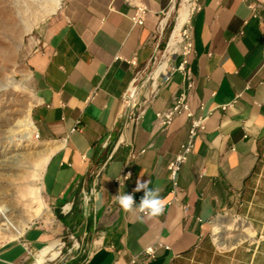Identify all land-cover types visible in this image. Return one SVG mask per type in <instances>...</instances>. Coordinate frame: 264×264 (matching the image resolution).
Wrapping results in <instances>:
<instances>
[{"label":"crops","instance_id":"0c3cea01","mask_svg":"<svg viewBox=\"0 0 264 264\" xmlns=\"http://www.w3.org/2000/svg\"><path fill=\"white\" fill-rule=\"evenodd\" d=\"M142 1L148 13L134 25L126 0H62L27 57L32 121L50 145L39 192L65 218L61 233L79 238L80 248L61 264H264L263 1L199 0L189 21L188 88L178 71L162 84L148 75L138 84L163 44L165 13L176 2ZM254 1L259 8L250 6ZM133 86V99L144 108L137 120L124 116ZM182 90L190 109L206 120L170 202L167 164L186 140L189 120L182 113L157 127L155 113ZM130 161L133 174L122 181ZM137 180L159 189L158 215L117 202L119 191L132 192L138 202ZM54 236L27 227L0 248V264H29L25 246L39 249ZM147 245H156L155 255L137 258Z\"/></svg>","mask_w":264,"mask_h":264},{"label":"rangeland","instance_id":"374dc122","mask_svg":"<svg viewBox=\"0 0 264 264\" xmlns=\"http://www.w3.org/2000/svg\"><path fill=\"white\" fill-rule=\"evenodd\" d=\"M12 1L0 0V11L3 10V6L11 5ZM261 1L264 4V0ZM183 2V0H176L172 8L165 13L166 18L162 31L163 44L157 49L155 58L150 66L145 69V73L141 74L143 76L137 79L139 85L145 79V75L151 77L157 75L159 71L156 68L162 61L170 58L166 45ZM53 3L54 0H47L46 6L42 7V9L46 10ZM61 3L62 0L60 5ZM55 8L57 9L58 7H54L53 10ZM51 15L52 12L39 20L30 30L24 31L18 37H15L13 35L14 28L22 29L24 21L22 22L21 16L16 14V20L13 23L7 22L2 12H0V205L6 204L10 208L13 207V204H16L14 208L18 206V209L23 210V214H21L22 212L19 209V216L17 215L16 220L22 224L24 229L29 226H39L55 234L48 242V244L52 243L53 246L49 249L46 260L41 264H61L69 255L67 249L72 246L73 242L76 244V239L79 242L78 236L72 238L69 231L64 234L61 233L63 225L51 204L44 197L41 187L39 193H41L43 202L52 211L53 219L55 220L32 215L37 208H40L42 203L36 200L33 192L36 186H40L42 170L50 145L39 137L36 128L30 137L22 135L23 126H21V123L23 122V116L28 113L32 120L31 110L35 97L34 89L31 85V72L27 64V57L29 52L33 50V41L36 40L39 28ZM185 25L186 22L182 24V29ZM172 37L174 40L169 47H175L174 51L176 52L179 48L178 40L180 39V34L176 32ZM26 74H28V77H25ZM137 88L133 86L130 90L132 96H134ZM25 148L30 151L24 152ZM6 159H9L7 164L3 163ZM6 192L12 194L14 199L5 197L4 194ZM11 202L14 203L12 204ZM12 220L15 219L12 218ZM7 229L6 221L0 219V245L16 240L21 235H10ZM59 236H62V238L59 239ZM61 241L64 244L60 243ZM38 250L33 249L31 251L32 255L29 264H32L37 258L35 254L38 255Z\"/></svg>","mask_w":264,"mask_h":264},{"label":"built area","instance_id":"2783aa9c","mask_svg":"<svg viewBox=\"0 0 264 264\" xmlns=\"http://www.w3.org/2000/svg\"><path fill=\"white\" fill-rule=\"evenodd\" d=\"M128 3H131L133 5V13L131 15V21L134 25H140L143 23V20L148 13V8L146 4L142 0H126ZM189 3L191 5L189 9V15L188 19L186 20V25L181 27L182 32L180 33V41H179V48L174 51L176 48L175 47H168V43L166 45L167 47V52L169 53V57L167 59L166 64L164 67L161 69V71L155 75L152 76L153 82L156 84L157 82L162 84L166 81H168L175 71L180 72L183 77L187 81V88L192 85L191 83V69L189 67V62H188V55L190 54L192 50V42H191V26H190V16L192 13L195 11L199 10L201 7L200 1L199 0H189ZM250 6L253 9H257L260 7L258 2H252L250 3ZM175 52V53H174ZM179 56V59L177 62H172L173 57ZM132 87L130 88V90ZM129 90V92H130ZM156 93V89L152 90V95ZM134 96H131L130 99L127 101V111H124V116L128 119L132 120H137L141 117L144 108H141L133 99ZM234 100L230 103L227 104H222L220 105L221 109H225L228 106H231ZM200 107H202L200 105ZM184 113L187 118H188V128H187V137L186 140L181 144V148L179 152L168 162L167 164V169H168V179L170 181V192L172 194V199L170 200L173 201L176 197V192L178 189V175L181 170L182 164L187 158L188 153H190L193 150L194 146V139L198 135L200 131H202L205 128V120L206 116H202L199 114L194 113L189 105H188V99H187V92L182 90L180 91L173 100V103L171 106H169L167 109L164 110H159L156 111L155 113V125L157 127H162L166 128L170 125L172 119L178 115ZM131 159H134L136 157V153L132 152L130 154ZM133 174V169H132V163L131 161L128 162L121 174V180L125 181L131 178ZM132 193V192H129ZM89 193L84 192L83 197L85 200H88V195ZM134 199V198H133ZM135 201V200H134ZM182 211L184 214H186L188 210V204L183 203L182 205ZM71 205L65 204L62 208L64 211H69ZM139 212L142 215H145L147 213L146 210H140L138 208ZM73 238V235H71ZM257 237H260L258 235ZM58 243V242H57ZM60 243L64 244L63 241ZM5 244V243H4ZM1 244L0 248L4 245ZM160 244V243H159ZM158 244V245H159ZM26 250L31 253L33 249L29 247L28 245L25 246ZM163 247H167V245H163ZM79 249L80 246L78 243H72V246L67 249L68 254H70L72 249ZM156 252V245H147L145 246L142 251L140 252L139 256L137 258H144V259H151ZM135 259H133L134 261Z\"/></svg>","mask_w":264,"mask_h":264},{"label":"bare ground","instance_id":"6f19581e","mask_svg":"<svg viewBox=\"0 0 264 264\" xmlns=\"http://www.w3.org/2000/svg\"><path fill=\"white\" fill-rule=\"evenodd\" d=\"M46 1L45 0H13L11 5L8 4V5L3 6V10L0 11V12H2L3 17L5 18V20L7 22L13 23L14 20H16V14L21 16L22 22L24 21L22 29H15L14 28L13 35L15 37H18L24 31L30 30V28L33 25H35L39 20L44 18L50 12H53L54 11L53 10L54 7L58 6L60 4L61 0H54L53 5H50L46 10H44V9H42V7L46 6L45 5ZM183 1L184 2L182 4L181 8L179 9V12H178V15H177V18H176V23H175L174 28H173V30H172V32L170 34V37H169L168 47L173 43V40H174V38L172 37L173 34L176 33V32L180 34V30H181L182 24L184 22H186V20L188 19L190 3L188 2L189 0H183ZM163 22H162V25L164 24ZM179 41H180V39L178 40V42ZM166 60L162 61V63L156 68V70H158L160 72L161 68L166 64ZM25 77H28V74H26ZM27 111H28V109H27ZM22 121H21L22 122L21 126H23V128H22L23 134L22 135L30 137L31 133L33 131H35V125H34L33 121L30 119L28 113L24 114ZM26 151H30V150L25 148L24 152H26ZM16 153H18V152H16ZM47 157H48V154L46 155V158ZM8 160L9 159H6L3 163L7 164ZM33 193L36 196V200L38 202L41 201L42 203H41L40 208H37L36 211H34V213L32 215L34 217H42L43 216V217L48 218L49 220L53 219L54 215H53L52 211L43 202V200L41 198V195L39 193V186H36V188H35ZM4 196L8 197V199L9 198L14 199L12 194H8L7 192L4 194ZM11 203L13 204L14 202H11ZM15 205L16 204H13V207H10V208H8L6 204L0 205V219H2V221H6L7 228H8L7 232L10 235L18 236V235H20L22 233L24 228H23L22 224L20 222H18V220H16L17 219L16 217H17V215L19 216V212H20L21 209L19 208L20 209L19 210L18 206H17V208H14ZM21 212H22L21 214H23V210H21ZM12 218H14L15 220H12ZM53 220H55V219H53ZM237 223H238V221H237ZM238 224H240V223H238ZM241 224H243V223H241ZM230 229H232V228H230ZM240 229H241V227H240ZM238 230H239V228H238ZM249 230H250V228H249ZM248 232H250V231H248ZM52 246H53V244L51 243V244H48V245H45V246L39 248L38 255L35 254L37 256V258H35V260H34V262L32 264H41V263H43L46 260V256H47V253H48L49 249Z\"/></svg>","mask_w":264,"mask_h":264},{"label":"clouds","instance_id":"9594fccd","mask_svg":"<svg viewBox=\"0 0 264 264\" xmlns=\"http://www.w3.org/2000/svg\"><path fill=\"white\" fill-rule=\"evenodd\" d=\"M142 191V195L138 202L134 201L132 193H125L119 191L115 196L119 205L125 209H132L134 206L140 210H146L148 215H158L163 210V201L159 196V189L156 187H149L148 181L137 180L133 192Z\"/></svg>","mask_w":264,"mask_h":264},{"label":"trees","instance_id":"16d2710c","mask_svg":"<svg viewBox=\"0 0 264 264\" xmlns=\"http://www.w3.org/2000/svg\"><path fill=\"white\" fill-rule=\"evenodd\" d=\"M55 214L57 215V217L60 219V221L63 223V224H66L65 223V218H63L60 214H59V212L58 211H55Z\"/></svg>","mask_w":264,"mask_h":264},{"label":"water","instance_id":"95a60500","mask_svg":"<svg viewBox=\"0 0 264 264\" xmlns=\"http://www.w3.org/2000/svg\"><path fill=\"white\" fill-rule=\"evenodd\" d=\"M131 96H132V94L129 92V93H128V96H127V99H130Z\"/></svg>","mask_w":264,"mask_h":264}]
</instances>
